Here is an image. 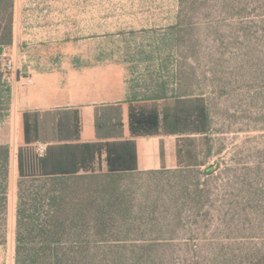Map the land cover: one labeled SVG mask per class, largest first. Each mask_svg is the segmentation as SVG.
Here are the masks:
<instances>
[{
  "label": "rangeland",
  "instance_id": "rangeland-1",
  "mask_svg": "<svg viewBox=\"0 0 264 264\" xmlns=\"http://www.w3.org/2000/svg\"><path fill=\"white\" fill-rule=\"evenodd\" d=\"M155 3L169 6L164 21L140 27L136 42L116 44L117 54L84 64L120 66L138 96L203 95L212 126L207 165L213 170L97 172L96 194L116 195L104 215L105 231L162 242L172 264H264V0ZM10 45L1 54H12ZM15 66L4 72L0 88L10 90L8 101L0 97V144L9 147L0 264H15L22 129Z\"/></svg>",
  "mask_w": 264,
  "mask_h": 264
},
{
  "label": "crops",
  "instance_id": "crops-1",
  "mask_svg": "<svg viewBox=\"0 0 264 264\" xmlns=\"http://www.w3.org/2000/svg\"><path fill=\"white\" fill-rule=\"evenodd\" d=\"M168 7H156L155 0H14L13 42L8 47L12 54L7 57L18 63L19 70L15 78L22 125L19 145L24 144L23 112L49 111L55 115L53 139L38 141L46 144L49 158L44 174L74 171L86 151L93 149L90 144L105 141H119L111 152L117 172L181 167L177 149L183 138L197 140L200 134L180 133L164 124L153 135H131L129 129L130 105L156 104L160 118L165 114L173 120L177 95L138 96L120 66L84 64L105 60V54H117L116 44L136 42L140 27L164 21ZM118 52H122L121 48ZM26 77L32 82L25 83ZM119 118L121 133L116 125ZM203 156L204 152L199 151L198 159ZM211 156L212 153L206 160ZM92 164L101 171L107 170L104 149L95 153Z\"/></svg>",
  "mask_w": 264,
  "mask_h": 264
},
{
  "label": "trees",
  "instance_id": "trees-1",
  "mask_svg": "<svg viewBox=\"0 0 264 264\" xmlns=\"http://www.w3.org/2000/svg\"><path fill=\"white\" fill-rule=\"evenodd\" d=\"M13 7L14 0H0V88L4 76L1 49L13 40ZM0 97L8 101L10 90L0 89ZM175 99L173 120L165 114L160 118L156 104L150 107L130 105V133L153 135L164 124L180 133L200 134L197 140L183 138L177 158L182 163L180 168L205 166V173H209L213 166L206 164V157L212 153V126L206 99L203 95L193 94L177 95ZM22 122L24 144L18 146L16 153L20 178L17 184L15 264H172L170 253L162 247L164 245L158 244L162 242L143 235L105 231L104 215L115 206L116 195H97L100 191L94 187V179L97 172L106 176L130 173L117 172L111 161V152L119 141L90 144L93 149L86 151L84 163L72 172L44 174L49 158L46 153L40 156L33 143L53 139L55 115L49 111L23 112ZM116 125L121 133L120 118ZM74 127L77 135V115ZM99 129L96 115V130L99 132ZM101 149L106 152V171L100 168L96 171L92 164L95 153L100 154ZM199 151L204 152L201 160L197 157ZM8 165L9 147L0 144V243L4 240L1 226L7 209ZM81 179H86L84 184L76 185L75 181Z\"/></svg>",
  "mask_w": 264,
  "mask_h": 264
},
{
  "label": "built area",
  "instance_id": "built-area-1",
  "mask_svg": "<svg viewBox=\"0 0 264 264\" xmlns=\"http://www.w3.org/2000/svg\"><path fill=\"white\" fill-rule=\"evenodd\" d=\"M16 69L15 63L11 58L7 57L6 52H3L1 54V70L3 72L10 71ZM5 76V75H4ZM7 80H9L8 76L6 75ZM32 79L30 77L25 78V83H31ZM36 150L40 156H42L46 151V144L43 142H37L36 144Z\"/></svg>",
  "mask_w": 264,
  "mask_h": 264
}]
</instances>
